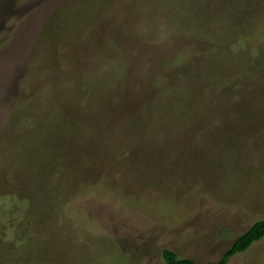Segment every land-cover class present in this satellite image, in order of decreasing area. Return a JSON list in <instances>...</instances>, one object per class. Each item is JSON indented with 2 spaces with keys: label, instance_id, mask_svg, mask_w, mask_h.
Here are the masks:
<instances>
[{
  "label": "rangeland",
  "instance_id": "374dc122",
  "mask_svg": "<svg viewBox=\"0 0 264 264\" xmlns=\"http://www.w3.org/2000/svg\"><path fill=\"white\" fill-rule=\"evenodd\" d=\"M258 220L264 0H0V264L212 263Z\"/></svg>",
  "mask_w": 264,
  "mask_h": 264
},
{
  "label": "trees",
  "instance_id": "16d2710c",
  "mask_svg": "<svg viewBox=\"0 0 264 264\" xmlns=\"http://www.w3.org/2000/svg\"><path fill=\"white\" fill-rule=\"evenodd\" d=\"M263 237L264 220H258L252 223L245 231L240 233L216 262L196 263L189 258L178 257L174 251L167 248L162 249L161 257L164 264H226L233 255L244 252L252 243Z\"/></svg>",
  "mask_w": 264,
  "mask_h": 264
}]
</instances>
